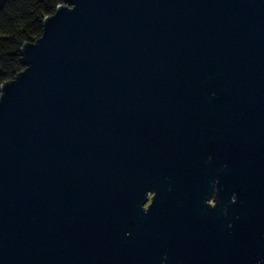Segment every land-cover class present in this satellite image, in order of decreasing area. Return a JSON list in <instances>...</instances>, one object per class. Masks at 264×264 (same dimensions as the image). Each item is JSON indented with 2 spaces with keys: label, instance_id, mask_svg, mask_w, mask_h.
Segmentation results:
<instances>
[{
  "label": "water",
  "instance_id": "water-1",
  "mask_svg": "<svg viewBox=\"0 0 264 264\" xmlns=\"http://www.w3.org/2000/svg\"><path fill=\"white\" fill-rule=\"evenodd\" d=\"M64 1L0 87V264H161L140 198L212 175L264 264V0Z\"/></svg>",
  "mask_w": 264,
  "mask_h": 264
},
{
  "label": "flooded vegetation",
  "instance_id": "flooded-vegetation-1",
  "mask_svg": "<svg viewBox=\"0 0 264 264\" xmlns=\"http://www.w3.org/2000/svg\"><path fill=\"white\" fill-rule=\"evenodd\" d=\"M203 187L202 191H164L160 203H155V190L140 198V208L155 211L162 220L161 264H246V192L232 189L219 175H212Z\"/></svg>",
  "mask_w": 264,
  "mask_h": 264
},
{
  "label": "trees",
  "instance_id": "trees-1",
  "mask_svg": "<svg viewBox=\"0 0 264 264\" xmlns=\"http://www.w3.org/2000/svg\"><path fill=\"white\" fill-rule=\"evenodd\" d=\"M63 3L64 0L5 1L0 9V87L25 69L23 45L41 37L45 17Z\"/></svg>",
  "mask_w": 264,
  "mask_h": 264
}]
</instances>
